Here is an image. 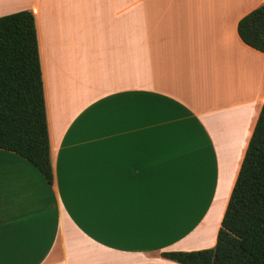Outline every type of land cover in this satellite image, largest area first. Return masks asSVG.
<instances>
[{
	"label": "crops",
	"instance_id": "crops-1",
	"mask_svg": "<svg viewBox=\"0 0 264 264\" xmlns=\"http://www.w3.org/2000/svg\"><path fill=\"white\" fill-rule=\"evenodd\" d=\"M264 0H0L33 13L52 182L0 148V264H181L212 247L264 101Z\"/></svg>",
	"mask_w": 264,
	"mask_h": 264
},
{
	"label": "trees",
	"instance_id": "trees-1",
	"mask_svg": "<svg viewBox=\"0 0 264 264\" xmlns=\"http://www.w3.org/2000/svg\"><path fill=\"white\" fill-rule=\"evenodd\" d=\"M241 40L264 51V5L237 23ZM0 148L52 182L44 90L33 13L0 16ZM181 264H264V101L212 247L164 251Z\"/></svg>",
	"mask_w": 264,
	"mask_h": 264
}]
</instances>
